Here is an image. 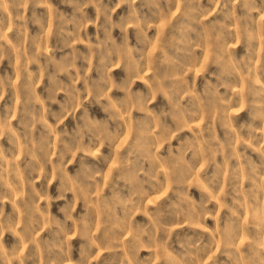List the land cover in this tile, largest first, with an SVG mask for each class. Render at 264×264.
<instances>
[{
	"label": "rangeland",
	"instance_id": "374dc122",
	"mask_svg": "<svg viewBox=\"0 0 264 264\" xmlns=\"http://www.w3.org/2000/svg\"><path fill=\"white\" fill-rule=\"evenodd\" d=\"M0 264H264V0H0Z\"/></svg>",
	"mask_w": 264,
	"mask_h": 264
}]
</instances>
